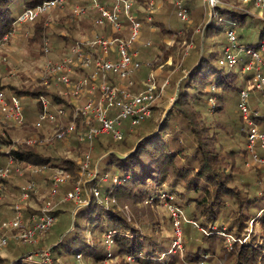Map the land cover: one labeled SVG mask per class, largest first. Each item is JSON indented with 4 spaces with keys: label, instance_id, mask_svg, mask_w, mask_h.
Returning <instances> with one entry per match:
<instances>
[{
    "label": "trees",
    "instance_id": "obj_1",
    "mask_svg": "<svg viewBox=\"0 0 264 264\" xmlns=\"http://www.w3.org/2000/svg\"><path fill=\"white\" fill-rule=\"evenodd\" d=\"M18 1L29 7L43 0H0V41L13 27L17 17L13 14L14 4ZM133 1L143 7L141 13L145 19L146 0ZM190 1L192 0H185L186 5ZM213 9V15L216 12L222 17H231L233 26L240 27V41L251 44L245 41L255 35V32L249 31V25L255 18L242 10L235 12L226 3ZM133 11L142 19L138 8L133 6ZM249 17L251 19L248 24ZM258 22L263 24L261 40L264 38V21L258 18L255 23ZM160 25L167 33L176 36L174 43L164 48L161 54L162 59H167L168 54L175 49V44L181 42L182 36L169 27L162 26V23ZM203 26L195 56L186 68L188 71L185 73L182 70L175 81V96L170 107L166 109L159 103L153 104L150 123L140 126L134 133L135 140L130 143L125 137L132 129L124 131V137L120 140H116L111 134H105L92 142V145L94 143L102 148L104 155L97 164L96 175L88 184L89 201L78 207L74 229H63L59 235L61 239L57 238L59 241H54L49 248L54 263H59L61 257L76 259L82 254L89 255L96 263L104 264L109 250L106 242L94 234L89 237L86 232L98 231L99 235L111 236L114 243L111 257L118 256L120 264H130L128 258L132 259L133 264H183L199 261L206 254H210L209 262L264 264V184L256 183L260 179L259 175L264 176V172L261 168L254 167L258 177L253 180L246 178L237 162L239 155H246V148L239 151L236 144L243 137L247 144L246 122L239 108L240 92L237 112L233 113L229 124L226 126L220 120L221 115L227 109L230 110L229 104L232 101L229 93L236 88L232 76L243 77L244 85L241 90L251 75L244 73V77L237 69L229 66L224 74L227 67L219 62L218 43L209 40L218 31L220 23L211 21ZM46 29L42 21L35 23L32 40L44 38ZM56 40L67 49L70 44L79 41L71 34L61 33L56 35ZM216 60L222 66L217 71L221 72V76L213 80L210 73L216 70ZM4 88L5 85L0 84V89ZM11 90L18 96L37 97L44 94L57 104H69V100L60 92L42 86L16 88L13 85ZM213 97L214 106L210 103ZM36 107L38 116V103ZM51 125L46 123L41 128L34 125L33 134L44 136L39 130ZM218 130L232 133L235 138L234 146L224 148L219 140ZM73 134L78 147L89 149L90 142L80 139L78 129ZM106 138L111 146L115 145H102ZM3 144L10 145L11 141L0 134V145ZM124 145L127 147L125 157L111 152ZM50 147L40 143H22L8 152L0 151V155L12 157L18 163L48 164L71 169V164L75 162L61 163L66 159L53 157L46 151ZM113 164L115 169L112 174H108L107 171ZM101 173L105 179L98 181ZM163 186L164 190L161 189ZM94 189L99 192L98 196ZM163 194L167 196V201L184 209L191 221L182 226L181 252L172 248L171 241L160 236L157 227L153 225L154 219L150 223V229L143 230L136 222L139 213L130 214L125 208L129 205L133 208V201H142L145 197L159 202ZM54 213L57 215L58 211ZM228 236L232 237L230 243L227 241ZM33 252L34 249L28 247L19 248L13 257L0 256V264H51L43 259L31 258Z\"/></svg>",
    "mask_w": 264,
    "mask_h": 264
},
{
    "label": "rangeland",
    "instance_id": "obj_2",
    "mask_svg": "<svg viewBox=\"0 0 264 264\" xmlns=\"http://www.w3.org/2000/svg\"><path fill=\"white\" fill-rule=\"evenodd\" d=\"M100 5L107 7L110 10H113L115 4L112 0H96ZM226 3L230 6L235 12L236 11H244L247 12L250 16H252L254 21L250 23L251 17L248 18L249 31L255 32V35L252 38L246 39L245 42H249L251 44H257L260 40V32L263 30V24L255 23V20L262 19L264 21V13H261L258 9L255 8L252 0H223V5ZM73 4H82L88 6V10L91 16L89 17H78L74 18L71 16V6ZM135 4V3H134ZM94 0H68V4L65 7L57 8L53 10L51 13L46 15L39 16L35 21L24 23L18 25L17 23L13 24L14 28L12 31V35L0 44V84L5 85V90L7 93H10L11 86H15L16 88H26V87H45L43 85L44 75H45V64L43 60V51L42 44L45 39H49L54 47V51L50 54V56L54 60L61 59L63 54L68 51L67 48L62 47L61 43L56 40L57 34H71L76 37L77 40L81 41L87 37H91L92 33L99 32V28L95 25L93 17L99 14L98 9L93 7ZM189 6L190 18L187 21L180 19L177 15V10L172 2V0H155V7L153 9L154 12V21H158L159 23H153L155 27V31L151 30V25L146 22L143 17V7L140 5H134L136 9L139 10V16L142 18L143 28L141 33V39L136 43V47L141 52V55L144 56L146 61H150L152 64L143 66V68L138 71L141 73L142 77L146 80L147 77L152 74L155 82L160 85L165 79H169V84L165 87L163 92L159 93L158 99L156 103H159L163 108L168 109L170 105L174 101L175 94L173 93V88L176 79L182 73V70L186 73L188 70L186 69L188 65L193 60L197 47L198 40L202 38L203 34V25L205 23H209L212 21L215 24L220 23V27L218 31H216L212 37H210V42L218 43V49H220V56L222 54L224 46L227 44V30L230 28H235L233 26V19L229 16H220L219 13L215 12L214 9L210 8L206 5L204 0H192L187 4ZM13 14L17 16L23 9L24 4L21 1H18L14 4ZM159 6V7H158ZM158 9V11H157ZM135 10V9H134ZM136 11V10H135ZM134 11V12H135ZM46 25V34L44 38L36 40H32L34 34V25L37 22H41ZM164 27H170L172 31L177 32L178 35L182 36V40L180 43L175 44V49L170 52L167 59H162V53L164 48L170 47L174 43V39L176 36L173 34L167 33L165 30L160 28V24ZM129 25L128 22H126ZM237 31L240 30V27L235 28ZM110 31V28L106 29ZM182 32V33H181ZM176 34V35H177ZM151 41V45H145L146 41ZM216 70L210 73L211 78L214 80L221 76V72H217L219 69H222L219 62L215 61ZM224 69V74L228 71V66ZM237 71L240 72V68L234 67ZM264 72V69H263ZM244 77L246 75L241 72ZM242 76H232V81L235 84L236 88H233L229 96L231 98V103L229 104V109L226 110L220 117L221 122L224 125H228L231 119L233 118V113L237 112V101L239 97L240 88L244 85L242 80ZM63 85H59V90H63L61 87ZM212 86V85H211ZM214 89L216 87H213ZM49 89V88H48ZM52 89V88H51ZM50 89V90H51ZM13 93V92H12ZM14 94V93H13ZM84 98H81L83 101ZM25 105H29L30 102L23 101ZM212 106L215 105V97L210 100ZM251 106L256 109L264 118V101L262 98V93L258 89H254L251 91L250 96ZM115 113L117 109H114ZM165 114V112H164ZM36 120L35 112L30 113L27 117L25 123L21 126H15L11 123L2 120L0 117V134H2L6 139L11 141L10 145H0V151L8 152L11 148H16L20 144L25 143V139L30 135H33L34 123ZM150 117L144 118L140 125L131 128L127 119L123 120L122 128L124 131L127 129L132 132L126 135L127 142H132L135 140V131L140 128V126L150 123ZM228 128V127H227ZM262 127L261 130H263ZM38 130V129H36ZM41 133L45 134L44 136H50L53 132V125L49 128L40 129ZM232 133H226L225 131L218 130L219 140L223 143L224 148H231L235 144V138ZM112 145L108 139H103L102 145ZM51 149H47L48 153H51L53 157L59 156L66 161L61 162L63 164H67L68 161H74L75 163L71 164V171L73 175V179L66 184L59 187V193L65 194L68 191L74 189L77 181L81 179L82 183H84V189L81 196L80 201L76 202L74 200H66L60 201L59 196H56L53 199L54 204V212L58 211L56 216V222L52 226L51 230H49L45 234H39L36 236L37 239L35 242L31 243H23L16 236L17 231L10 228H1L0 227V239L2 237H7L8 242L6 245L0 246V256L1 257H13L16 252H18L19 248L28 247L29 249H34L33 255L31 258L35 260H41V255L49 249L54 241H59L60 233L63 229L73 230L75 227V219L77 215L78 207H82L88 203L87 195L90 190L88 189V184L90 180L93 179L86 172L81 174L80 161L84 158L86 153H90L92 158V164L90 171H97L98 162L104 155L102 153V148H99L93 145L89 146V149L84 150L81 147H78L75 142V135L72 134L70 138L66 141L58 142L57 140L53 141L52 144H49ZM115 144H113L114 146ZM111 146V147H113ZM236 147L239 151L244 150L246 148V139L243 137L242 141L236 144ZM118 152L125 153L127 147H117ZM53 149V150H52ZM92 151V152H91ZM8 157H4L0 155V163L2 165H6L9 162ZM238 164L241 165L242 175L249 179H254L258 177L254 167L255 165H248L247 157L239 155L237 160ZM12 176L2 179L0 186V218H11L14 215V205L22 193L23 188L27 185L29 181H35L38 184V189L29 194V197L25 199L24 204H26L25 218L23 228L33 227L34 222L30 219L32 213L37 211L39 207H41L49 197V191L52 186L51 181V171L32 173L27 167V165L23 162H15L12 163ZM115 169V165L113 164L108 169V174H112ZM19 170H24V174L20 175ZM102 174L99 176V180L105 179ZM240 176L242 179L243 176ZM260 179L256 182L260 185L264 184V176L259 175ZM161 189H165L163 186ZM145 197L142 201H133V208L126 206L127 212L139 213L136 218L137 224L143 229H150V223L154 219V226L157 227V231L164 239H168L172 243V248L176 250H180L179 245L176 244L178 239V227L176 224V218L172 213L171 206L174 205L161 197L159 202L153 201L154 199H147ZM33 204H36L38 208H33ZM33 209V210H30ZM181 215L178 217L182 227L185 223L191 222L187 218L186 211L182 208ZM9 213V214H7ZM55 214V213H54ZM252 223V221H250ZM150 226V227H149ZM88 236L91 237V234L96 235L101 241L106 242L107 248V256L104 260V264H120V258L111 257L113 255V245L114 243L111 240V236L107 235L106 237L103 235H99L98 231H94L91 233L90 231H86ZM228 243L232 241L231 237H227ZM61 239V238H60ZM39 249V251H36ZM129 259V263L133 264L131 258ZM47 263L56 264L52 260V255H50V261H45ZM101 264L96 263L92 257L89 255H78L76 259H71L68 257H64L59 259V263L57 264ZM222 263V262H221ZM215 262H208V264H221ZM178 264H181L180 262ZM188 264V263H183ZM223 264V263H222Z\"/></svg>",
    "mask_w": 264,
    "mask_h": 264
},
{
    "label": "built area",
    "instance_id": "obj_3",
    "mask_svg": "<svg viewBox=\"0 0 264 264\" xmlns=\"http://www.w3.org/2000/svg\"><path fill=\"white\" fill-rule=\"evenodd\" d=\"M112 1L115 4L113 10L100 5L96 0L93 5L99 11V14L94 17L95 24L103 28L110 25L111 34L96 33L92 37L76 41L70 45L69 52L58 60L50 57L53 51L52 42L49 39L44 40L42 45L45 64L43 85L50 89L56 84H63L66 87L65 94L70 97V101L66 106L57 104L44 94L34 97L40 106V113L34 125L41 128L46 123L52 124L53 132L50 136L30 135L25 139V143L49 145L55 140L66 141L76 129H78L80 139L88 140L90 145L96 137L105 134H111L116 140H120L124 137L122 128L124 119H127L133 128L134 125L151 115L153 104L157 102L159 93L164 91L169 80L166 79L158 85L153 75L150 74L142 89L133 90L132 77L145 65L138 58L139 50L136 47V43L141 38L143 22L133 11V0ZM252 1L255 8L264 13V0ZM172 2L180 19L189 20L190 11L185 0H172ZM204 2L210 9L221 5L223 0H204ZM67 4L68 0H43L35 6L24 7L13 24L33 22L39 16L49 14ZM154 7L155 0L145 1L144 20L149 24H152L154 20ZM88 11L86 5L73 4L71 6V16L74 18L87 16ZM13 28L14 26L5 34L0 44L12 35ZM117 33L121 35L117 36ZM227 39L228 42L223 48L219 62L229 67L240 68V72L251 75L247 84L240 90L239 100V108L246 122L247 163L261 168L264 172V129L261 130L264 127V118L250 103L251 91L254 89L261 91L264 101V38L255 45L246 44L240 41L238 31L230 28L227 30ZM145 45H151V41H147ZM74 75L78 77L74 78ZM82 97L83 101H81ZM114 109H117L116 113ZM0 117L15 126L23 125L26 121V114L22 97L16 94L8 96L6 90L0 89ZM9 158L6 165L0 164V186L2 179L12 176L11 164L15 161L12 157ZM23 163L32 173L52 172L49 197L37 209V212L32 213L30 219L35 223L34 226L23 228L26 206L24 201L31 192L38 189L35 181H29L16 202L14 216L0 218V227L16 230V236L21 242L31 243L36 241L38 233H47L55 224L53 199L59 196L60 201L79 202L84 183L79 179L74 189L62 195L59 193V187L73 179L71 171L62 166ZM79 163L81 174L87 172L91 178L96 175L95 171H90L92 164L90 153H86ZM19 174L23 175L24 170H19ZM94 191L98 196L99 192L96 189ZM162 197L167 198L165 194ZM170 208L178 227L176 244L182 250V227L179 226L181 222L178 219L181 210L176 206ZM7 242L8 238L2 237L0 246L6 245ZM209 255L206 254L201 260L188 262V264H208ZM41 257L44 261H50L49 249Z\"/></svg>",
    "mask_w": 264,
    "mask_h": 264
},
{
    "label": "crops",
    "instance_id": "obj_4",
    "mask_svg": "<svg viewBox=\"0 0 264 264\" xmlns=\"http://www.w3.org/2000/svg\"><path fill=\"white\" fill-rule=\"evenodd\" d=\"M159 7V6H158ZM157 11H158V9H157ZM155 12V11H154ZM154 12H153V17H154ZM89 16H91L90 15V13H89V11H88V15L87 16H85V17H89ZM96 17V16H95ZM93 19H94V17H93ZM95 23V22H94ZM96 25V24H95ZM151 26V30L152 31H155L156 29H155V27L153 26V24H150ZM100 30H99V32H94V33H92V36L94 35V34H96V33H100V34H105V35H108V34H111V32H112V30H111V27H110V25H108L106 28H103V27H100V26H98V25H96ZM169 27V26H168ZM108 28H110V31L108 30V32H107V30L106 29H108ZM170 28V27H169ZM91 36V37H92ZM141 39V38H140ZM140 41V40H139ZM138 41V42H139ZM149 41V40H148ZM147 42V41H146ZM145 42V43H146ZM144 43V44H145ZM53 45V44H52ZM62 45V44H61ZM70 45H72V44H70ZM70 45L68 46V51L67 52H65L64 54H63V56L65 55V54H67L68 52H69V48H70ZM63 47V46H62ZM53 51H54V47H53ZM52 51V52H53ZM51 52V53H52ZM50 53V54H51ZM51 57V56H50ZM139 58H140V60L145 64L144 66H146V65H151L152 63L150 62V61H146V59L144 58V56L143 55H141V52L139 51V56H138ZM52 58V57H51ZM76 77H78L77 75H74V78H76ZM148 78V77H147ZM132 80L134 81V85H133V90H140V89H142L143 87H144V82L146 81L143 77H142V75H141V73L140 72H136L134 75H133V77H132ZM166 80V79H165ZM164 80V81H165ZM169 80V79H168ZM163 81V82H164ZM162 82V83H163ZM60 84H56V85H54V86H52L50 89L51 90H55V91H58V92H60V94L63 96V97H66L69 101H70V97L68 96V95H66L65 94V91H66V87L63 85V84H61V85H63L61 88L63 89V90H59L58 88H56V87H58ZM11 92L10 93H7V95L8 96H10V95H12L13 93V91L12 90H10ZM22 97V102L23 101H28V102H30V104L29 105H25L24 104V102H23V104H24V107H25V114H27V117L30 115V113H33V112H35V114H36V119H37V107H36V100L34 99V97H30L29 95H22L21 96ZM26 117V118H27ZM36 121V120H35ZM1 164V163H0ZM2 165V164H1ZM17 201H15V203H16ZM16 205V204H15ZM15 205H14V214H15ZM26 205V204H25ZM31 206H33V208H38L37 206H36V204H33V205H31ZM25 209H26V206H25ZM24 209V216H25V210ZM31 210H33V209H31ZM7 214H9V213H7ZM12 216H14V215H12Z\"/></svg>",
    "mask_w": 264,
    "mask_h": 264
},
{
    "label": "water",
    "instance_id": "obj_5",
    "mask_svg": "<svg viewBox=\"0 0 264 264\" xmlns=\"http://www.w3.org/2000/svg\"><path fill=\"white\" fill-rule=\"evenodd\" d=\"M207 24V23H206ZM142 139V138H141ZM136 148V144H135V147L134 149ZM111 152H114L115 154H117L119 157H125L127 155V153H121V152H118V151H111Z\"/></svg>",
    "mask_w": 264,
    "mask_h": 264
}]
</instances>
